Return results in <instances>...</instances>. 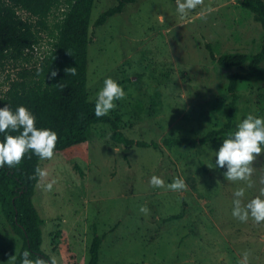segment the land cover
I'll return each instance as SVG.
<instances>
[{"label":"rangeland","instance_id":"obj_1","mask_svg":"<svg viewBox=\"0 0 264 264\" xmlns=\"http://www.w3.org/2000/svg\"><path fill=\"white\" fill-rule=\"evenodd\" d=\"M68 2L37 26L34 50L9 52L0 67V96L45 76ZM116 3L93 4L89 100L94 102L105 77L117 80L126 96L109 114L119 115L120 129L135 140L199 138L223 127L231 100L227 75L236 68L220 67L206 44L217 56L258 52L264 29L254 14L239 0H202L186 16L177 14L176 0H138L96 26ZM237 93L229 133L250 112L264 116V78L238 83ZM112 130L96 123L88 140L41 161L48 175L39 178L34 202L47 254L59 264H87L97 233L99 264H264V222L232 216L238 188L245 189L243 202L264 189V153L253 161L249 180L233 182L214 165L222 140L140 148L113 142ZM153 175L165 185L179 176L188 187L182 193L154 187ZM141 206L148 212H140ZM21 245L0 209V264H14Z\"/></svg>","mask_w":264,"mask_h":264},{"label":"trees","instance_id":"obj_2","mask_svg":"<svg viewBox=\"0 0 264 264\" xmlns=\"http://www.w3.org/2000/svg\"><path fill=\"white\" fill-rule=\"evenodd\" d=\"M95 0H69L65 10L59 35L52 53L46 59L45 76L38 83L14 90L10 88L0 96V107L8 104L12 109L24 105L36 117L37 127H48L57 132L54 154L71 146L82 143L91 135L96 123L109 124L112 127L110 138L113 142L126 146L159 149L164 146H196L215 143L227 137L233 125L234 112L239 100L237 85L264 78V36L261 48L254 54L232 52L217 56L207 43L209 56L228 73V92L231 100L223 127L208 131L199 138L168 137L162 143L158 141L135 140L120 129V117L108 114L102 117L94 115V102L89 100L88 64L89 44L91 43L90 23ZM138 0H117V3L95 20L96 26L121 13L127 4ZM63 0H0V67L10 51L23 53L34 50L37 43V26H45L53 11L59 8ZM249 9L264 29V0H239ZM23 12L27 18L19 14ZM75 67L76 75H71ZM238 68H243L239 70ZM57 70L51 78V70ZM2 138V134H0ZM39 157L28 152L20 164L14 167L5 165L0 168V209L11 230L22 239V245L14 264H20V254L29 250L35 259L37 255L50 257L43 248V221L34 202L36 185L40 177L35 175L37 166L41 167ZM102 237L95 233L89 248L87 264H99Z\"/></svg>","mask_w":264,"mask_h":264},{"label":"clouds","instance_id":"obj_3","mask_svg":"<svg viewBox=\"0 0 264 264\" xmlns=\"http://www.w3.org/2000/svg\"><path fill=\"white\" fill-rule=\"evenodd\" d=\"M201 4L202 0H176V12L180 16H186L190 10ZM57 74V70L53 69L50 77L54 78ZM70 74L76 75L75 67H72ZM125 96L126 93L117 80L110 76L105 77L103 86L94 97V115L96 117L108 115L110 110L117 107L115 101L122 100ZM0 134H2L0 168L5 165L11 168L20 164L28 152L40 160L51 159L54 156L57 132L48 127H37L35 115L24 105H18L15 109L10 108L8 104L0 107ZM261 153H264V116L250 112L237 122L227 137L222 138L219 148L214 151V165L216 168L224 169L223 176L227 181H246L254 171L253 161ZM35 175L43 178L48 172L37 166ZM53 183L54 181L49 182L45 187L51 190ZM150 183L154 187L166 186L169 190L180 193L188 187L186 179L179 176L165 185L162 177L153 175ZM244 195V188H238L234 192L232 216L242 222L247 221L249 217L256 223L264 222V189L247 202L241 199ZM139 211L147 213L148 208L141 206ZM32 255L29 250L23 251L20 254V264H59L55 256L45 258L37 255L33 259Z\"/></svg>","mask_w":264,"mask_h":264}]
</instances>
